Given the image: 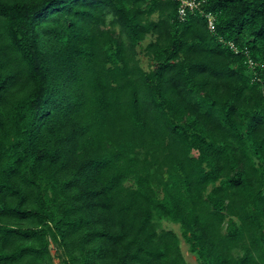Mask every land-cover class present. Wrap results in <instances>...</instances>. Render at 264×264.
I'll use <instances>...</instances> for the list:
<instances>
[{"label": "trees", "instance_id": "1", "mask_svg": "<svg viewBox=\"0 0 264 264\" xmlns=\"http://www.w3.org/2000/svg\"><path fill=\"white\" fill-rule=\"evenodd\" d=\"M198 1L0 0V264H264V0Z\"/></svg>", "mask_w": 264, "mask_h": 264}, {"label": "rangeland", "instance_id": "2", "mask_svg": "<svg viewBox=\"0 0 264 264\" xmlns=\"http://www.w3.org/2000/svg\"><path fill=\"white\" fill-rule=\"evenodd\" d=\"M141 65L145 68L148 67V61L147 58L142 56L141 54L139 55ZM158 229H171L173 230L179 237H180V245H181V250L183 252V255L185 259L190 263V264H199L196 256L192 254L189 249L187 243L184 241V239L180 236L181 235V229L179 224H175L169 220H159L158 221ZM51 254L53 255V262L58 263V258L56 257V251L54 248L51 249Z\"/></svg>", "mask_w": 264, "mask_h": 264}, {"label": "built area", "instance_id": "3", "mask_svg": "<svg viewBox=\"0 0 264 264\" xmlns=\"http://www.w3.org/2000/svg\"><path fill=\"white\" fill-rule=\"evenodd\" d=\"M176 1L179 2V5H178L179 17H182L185 14L186 9L193 10V9L197 8L199 3H200L198 0H176ZM209 26H210V28H213L211 18L209 19ZM229 45H230V47L235 49V47L233 46V44L231 42L229 43ZM248 63L252 67V65H253L252 60L249 59Z\"/></svg>", "mask_w": 264, "mask_h": 264}]
</instances>
